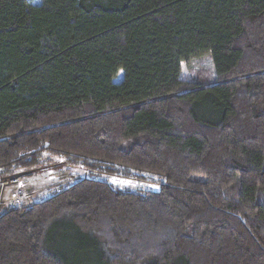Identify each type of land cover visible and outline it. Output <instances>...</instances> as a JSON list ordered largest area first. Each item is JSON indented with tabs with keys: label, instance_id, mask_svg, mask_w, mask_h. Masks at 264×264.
Wrapping results in <instances>:
<instances>
[{
	"label": "trees",
	"instance_id": "obj_1",
	"mask_svg": "<svg viewBox=\"0 0 264 264\" xmlns=\"http://www.w3.org/2000/svg\"><path fill=\"white\" fill-rule=\"evenodd\" d=\"M45 155L161 188L0 204V264H264V0H0V192Z\"/></svg>",
	"mask_w": 264,
	"mask_h": 264
},
{
	"label": "rangeland",
	"instance_id": "obj_2",
	"mask_svg": "<svg viewBox=\"0 0 264 264\" xmlns=\"http://www.w3.org/2000/svg\"><path fill=\"white\" fill-rule=\"evenodd\" d=\"M40 3V0H33ZM120 72L116 81L122 79ZM182 79L190 85H210L216 83L213 64L210 57H203L190 63L182 64ZM63 159L45 155L38 170L30 171L11 184L2 185L0 204L3 211L29 207L54 196L57 192L79 179L105 181L112 187L138 194L158 192L161 181L157 177L144 176L142 180L122 179L109 176H92L78 168H67ZM29 172V171H25ZM23 173V172H21Z\"/></svg>",
	"mask_w": 264,
	"mask_h": 264
},
{
	"label": "water",
	"instance_id": "obj_3",
	"mask_svg": "<svg viewBox=\"0 0 264 264\" xmlns=\"http://www.w3.org/2000/svg\"><path fill=\"white\" fill-rule=\"evenodd\" d=\"M28 173H30V171L29 172H23V173L14 174V175L10 176V179L11 180H17L20 177H22V176H24L25 174H28Z\"/></svg>",
	"mask_w": 264,
	"mask_h": 264
}]
</instances>
